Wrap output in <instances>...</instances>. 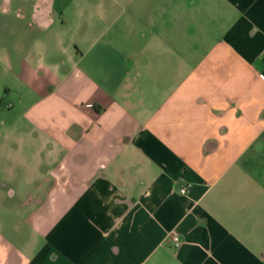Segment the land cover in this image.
Instances as JSON below:
<instances>
[{"label": "crops", "instance_id": "0c3cea01", "mask_svg": "<svg viewBox=\"0 0 264 264\" xmlns=\"http://www.w3.org/2000/svg\"><path fill=\"white\" fill-rule=\"evenodd\" d=\"M31 16L0 102V264H264V0Z\"/></svg>", "mask_w": 264, "mask_h": 264}, {"label": "rangeland", "instance_id": "374dc122", "mask_svg": "<svg viewBox=\"0 0 264 264\" xmlns=\"http://www.w3.org/2000/svg\"><path fill=\"white\" fill-rule=\"evenodd\" d=\"M65 4L63 11L67 13L71 10L72 3ZM34 7L35 0H0V96L7 85L15 87L6 70L17 64L24 44L30 42L39 30L31 16ZM55 18L54 25L59 24L60 17L56 15ZM23 30L27 32L24 33ZM10 224L15 226L14 223Z\"/></svg>", "mask_w": 264, "mask_h": 264}, {"label": "built area", "instance_id": "2783aa9c", "mask_svg": "<svg viewBox=\"0 0 264 264\" xmlns=\"http://www.w3.org/2000/svg\"><path fill=\"white\" fill-rule=\"evenodd\" d=\"M189 184L188 183H183L179 186V191L181 193H187L188 191ZM170 237L173 240V243L175 246H179L181 243L180 237L176 231H171L170 232Z\"/></svg>", "mask_w": 264, "mask_h": 264}, {"label": "trees", "instance_id": "16d2710c", "mask_svg": "<svg viewBox=\"0 0 264 264\" xmlns=\"http://www.w3.org/2000/svg\"><path fill=\"white\" fill-rule=\"evenodd\" d=\"M8 90V88L7 87H5L4 88V91L6 92ZM3 97H4V95L3 96H1V98H0V102L3 100Z\"/></svg>", "mask_w": 264, "mask_h": 264}]
</instances>
